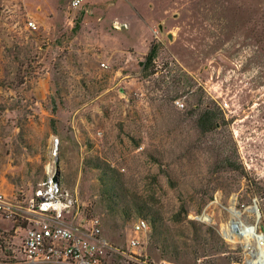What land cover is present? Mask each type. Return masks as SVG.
Segmentation results:
<instances>
[{"label":"rangeland","instance_id":"rangeland-1","mask_svg":"<svg viewBox=\"0 0 264 264\" xmlns=\"http://www.w3.org/2000/svg\"><path fill=\"white\" fill-rule=\"evenodd\" d=\"M71 2L0 0V194L30 197L50 168L120 250L138 218L162 220L168 239L187 219L226 252L181 262L252 260L264 248V0ZM206 108L218 127L204 133ZM16 228L0 218V252L21 244ZM149 234L137 254L165 264Z\"/></svg>","mask_w":264,"mask_h":264},{"label":"built area","instance_id":"built-area-1","mask_svg":"<svg viewBox=\"0 0 264 264\" xmlns=\"http://www.w3.org/2000/svg\"><path fill=\"white\" fill-rule=\"evenodd\" d=\"M80 3L81 0H72L71 6L77 8ZM28 25L35 28L32 22ZM54 176L48 168L46 178L32 195L16 203L0 194V218L13 219L17 224L15 232L22 231L20 245L0 252V264H110L113 259L150 264L136 251L141 237L150 232L146 219L133 222V234L127 242L130 251L120 250L103 236L100 218L85 215L76 197Z\"/></svg>","mask_w":264,"mask_h":264},{"label":"trees","instance_id":"trees-1","mask_svg":"<svg viewBox=\"0 0 264 264\" xmlns=\"http://www.w3.org/2000/svg\"><path fill=\"white\" fill-rule=\"evenodd\" d=\"M157 50L155 47H151L149 53L147 54L145 61L142 63L143 71L145 73L148 71L151 63L155 59ZM147 74V73H146ZM217 114L209 108H206L200 118L198 119V125L204 133L212 131L218 127L217 125ZM225 167L231 169L233 164L230 161L226 162ZM138 213L143 216H147L149 213L144 212L141 208ZM157 219V220H156ZM156 217L151 219V231L149 234L150 242L153 243L155 249H160L162 254V261L166 264H186V262H181V254L191 255L194 261L200 259V257H209L212 252L215 255L218 253L224 254L225 242L221 240L218 234L211 227H205L204 225L198 223L195 220L185 219L183 227L177 229V233L168 239L165 233L168 234L167 228L165 229L162 220ZM174 223H181V220L175 218ZM214 245H212V242ZM191 243V245H189ZM196 246V248H194ZM200 249H197V248ZM202 250L201 254H198ZM208 251V252H207ZM196 264V263H194Z\"/></svg>","mask_w":264,"mask_h":264},{"label":"bare ground","instance_id":"bare-ground-1","mask_svg":"<svg viewBox=\"0 0 264 264\" xmlns=\"http://www.w3.org/2000/svg\"><path fill=\"white\" fill-rule=\"evenodd\" d=\"M229 228H230L231 232H234L235 234L237 232L239 235L244 236V237L249 235L251 240L258 242L257 244L262 243L261 242V239L263 238L262 236L256 235L254 230L247 229L246 227L245 228L241 227V225L238 222L236 224L235 221H232L229 225ZM222 230L224 231L225 235L230 233V230L226 227H223ZM255 250H256V252L252 255L253 256L252 260H250L246 264H264V248L259 246Z\"/></svg>","mask_w":264,"mask_h":264},{"label":"water","instance_id":"water-1","mask_svg":"<svg viewBox=\"0 0 264 264\" xmlns=\"http://www.w3.org/2000/svg\"><path fill=\"white\" fill-rule=\"evenodd\" d=\"M54 180L58 181V176L57 175L54 176Z\"/></svg>","mask_w":264,"mask_h":264}]
</instances>
